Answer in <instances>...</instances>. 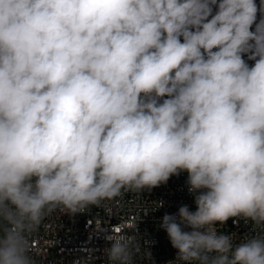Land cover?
I'll list each match as a JSON object with an SVG mask.
<instances>
[{
  "label": "clouds",
  "instance_id": "1",
  "mask_svg": "<svg viewBox=\"0 0 264 264\" xmlns=\"http://www.w3.org/2000/svg\"><path fill=\"white\" fill-rule=\"evenodd\" d=\"M184 172L167 264H264V0H0V264ZM140 222L94 225L103 264H154Z\"/></svg>",
  "mask_w": 264,
  "mask_h": 264
},
{
  "label": "built area",
  "instance_id": "2",
  "mask_svg": "<svg viewBox=\"0 0 264 264\" xmlns=\"http://www.w3.org/2000/svg\"><path fill=\"white\" fill-rule=\"evenodd\" d=\"M186 180V172L172 176L166 184L150 192L144 191L139 196L126 194L123 200L108 209L92 207L75 216L54 212L41 229L43 240L51 241V246L41 248L44 264H73L74 260L86 255L83 249L87 248L96 250L93 264H103L102 249L106 245L102 238L91 235L94 225L124 228L139 221L140 235L154 241L151 248L154 264H167L174 259L176 250L171 247L166 232L159 228V224L164 214L176 213L183 205L195 210L194 197L187 190ZM160 200L164 202L163 207L154 211ZM249 227L242 220L234 224L229 219L221 229L225 233L244 234ZM36 243L39 246L42 241Z\"/></svg>",
  "mask_w": 264,
  "mask_h": 264
},
{
  "label": "rangeland",
  "instance_id": "3",
  "mask_svg": "<svg viewBox=\"0 0 264 264\" xmlns=\"http://www.w3.org/2000/svg\"><path fill=\"white\" fill-rule=\"evenodd\" d=\"M256 2L259 4V0H256Z\"/></svg>",
  "mask_w": 264,
  "mask_h": 264
}]
</instances>
